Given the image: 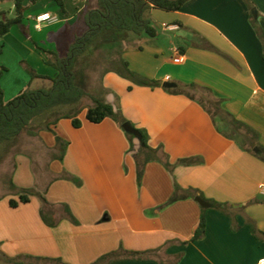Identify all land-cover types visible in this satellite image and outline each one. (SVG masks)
Listing matches in <instances>:
<instances>
[{
  "label": "crops",
  "instance_id": "obj_1",
  "mask_svg": "<svg viewBox=\"0 0 264 264\" xmlns=\"http://www.w3.org/2000/svg\"><path fill=\"white\" fill-rule=\"evenodd\" d=\"M63 1L66 13L52 0L28 4L23 27L14 26L0 37V66L8 69L0 81L6 102L28 87L41 89L51 83L32 80L25 65L39 77L54 78L57 70L48 64L47 52L66 55L75 36L84 31L81 14L89 0ZM8 3L2 2L0 11L12 16L14 5L8 9ZM251 3L253 7L245 0H192L176 12L154 9L150 18L155 37L131 35L116 48L95 51L161 83L156 88L134 85L116 68L105 70L97 84L84 79L92 96L111 104L137 130L147 131L149 146L161 148V160L144 166L139 183L135 153L140 140L134 137L131 151L126 132L113 119L89 122L90 98L72 114L80 128L62 117L52 122L51 131L40 130L45 159L34 155L31 146L19 148L21 134L0 149V252L26 263L25 257H35L96 264L120 252L122 259L113 264H264V162L225 136L226 124L214 121L199 98L162 86L173 82L207 89L236 120L257 132L264 147V46L256 30L264 33V0ZM45 13L57 22L37 29L36 17ZM178 53L185 58L182 64L174 62ZM57 137L66 143L62 159ZM187 158L201 162L175 165ZM188 190L198 193L188 196ZM22 191L36 194L29 203L12 208L10 201H18ZM175 196L179 199L167 205ZM197 197L211 206L203 207ZM42 198L54 227L43 221ZM210 201L228 204L226 213ZM203 214L205 236L192 241ZM125 252L147 255L126 258Z\"/></svg>",
  "mask_w": 264,
  "mask_h": 264
},
{
  "label": "trees",
  "instance_id": "obj_2",
  "mask_svg": "<svg viewBox=\"0 0 264 264\" xmlns=\"http://www.w3.org/2000/svg\"><path fill=\"white\" fill-rule=\"evenodd\" d=\"M4 1H11L14 5L13 15L10 16L8 11H0V37H4L10 33L14 26L23 27L25 13L28 10V4L35 5L40 0H0V4ZM57 3L62 13H66L65 3L63 0H53ZM192 0H89L86 10L82 12L84 18L85 29L82 33L75 36L66 55H61L55 52H47L51 59L48 64L57 70V75L54 78L39 77L35 70L30 66L25 65L31 79L43 78L51 81V87L32 89L28 87L18 96L9 102L5 101V92L0 82V149L3 146L15 142L18 137L25 131L29 130L32 123L42 117L56 114L58 110L66 107H76L81 104L85 98H90L93 105L88 108L87 120L93 124H100L104 120L110 118L117 122L121 127L128 121L124 118L120 111L107 103L104 99L92 96L85 87L84 73L79 72L78 66H81L88 59L87 54L93 53L100 49H112L118 47L120 43L128 39L129 36L155 37L157 34L156 28L152 23L150 14L152 10L157 9L165 12H176ZM249 7L254 5L251 0H245ZM257 34L260 37L264 46V33L260 28L256 27ZM1 51V50H0ZM90 57V56H89ZM82 61V62H81ZM116 71L123 78L131 81L134 85L146 86L151 88L161 87V83L155 80H149L133 72L129 64L123 60H116ZM8 69L0 66V81L2 76ZM133 87H129L132 90ZM199 87L195 84L178 86L176 88H165V90L174 94L185 95L192 100H196V96L190 91L198 90ZM205 90V89H204ZM206 91H208L206 89ZM200 104L209 112L215 121L217 117L226 124V130L222 133L230 139L241 142L243 147L251 152L254 156L264 162V147L259 143V135L250 127L236 120L222 106V100L214 99L210 103L214 106L217 113L214 115L207 108L202 100ZM63 117L72 120L75 128L81 127V122L77 115H64ZM58 120V119H57ZM48 123L44 129L51 131ZM142 134L140 141V150L135 153V160L138 168V182L140 183L143 177L144 166L156 160H161L159 157V149H153L149 146V135L146 130L138 129ZM130 143L131 151H135L133 144L134 136L126 133ZM57 148L60 150V159L63 158L66 149V143L57 137ZM258 149L256 152L255 149ZM166 156V160H167ZM201 162L199 158H187L179 160L175 165L193 166ZM165 165L171 169L174 166L166 161ZM67 180L74 181L79 184L80 181L69 174L63 176ZM188 196L195 197L197 190H188ZM34 191H22L18 201L11 200L12 208H17L21 204L30 202L31 196L35 195ZM187 197V196H186ZM178 196L173 197L167 204H172L178 200ZM43 209L41 216L43 221L49 226L54 227L56 221L46 215L44 208L49 204L46 199L42 198ZM213 207L219 211L226 213L228 204H221L210 201ZM66 212L71 220L76 223L69 209ZM207 221L203 214L199 225L194 231L192 241H199L204 238L206 233ZM126 258H142L146 253L125 252ZM28 263L21 259H9L0 252V262H8L12 264H63L61 260H51L45 258L25 257ZM122 259L120 252H114L102 257L96 264H113Z\"/></svg>",
  "mask_w": 264,
  "mask_h": 264
},
{
  "label": "rangeland",
  "instance_id": "obj_3",
  "mask_svg": "<svg viewBox=\"0 0 264 264\" xmlns=\"http://www.w3.org/2000/svg\"><path fill=\"white\" fill-rule=\"evenodd\" d=\"M53 2L57 5V3L55 1H53ZM12 4L13 3L11 1H9V3L7 4V8L9 9L12 6ZM86 58H90V61L89 60L85 61V63L82 66L80 64L77 68L79 70V72L84 73L86 81L90 80V81L94 82L95 84H97V82H99L100 75L105 70L116 68V65H115L116 58L113 56L109 57L108 55L105 54V56L102 57V55L100 56L98 52L93 51V53H91V54L88 53ZM50 86H51V83H45V85H43V87H45V88H48ZM190 92L192 94H194L197 98L202 100L205 103V105L207 106V108L209 110H211V112L214 115H216L217 111L214 108V106L210 103L214 99L212 98V96L207 91H205L203 89H198V90H194V91L192 90ZM89 101H90L89 98H85L82 101V103L76 107L62 108V109L58 110V112L56 114L45 116V117H42V118L35 120L32 123V125L30 126L29 130L22 133V135L20 137L21 146L19 148L21 149V147H22V149L25 150L31 146V151H33L34 155H36V153L38 152L39 156L40 157L42 156V159H45V157L43 156V153H42V152H45L43 150L44 146L42 145L41 140L39 138L40 130L44 129V127L48 123H52L53 121H57V119L62 118L64 115H72L74 113V111L82 109L87 103H89ZM217 119L220 120L219 117H217ZM9 164H10L9 165V169H10V167L13 165V162L11 161V162H9ZM9 172H8L7 176H9Z\"/></svg>",
  "mask_w": 264,
  "mask_h": 264
},
{
  "label": "water",
  "instance_id": "obj_4",
  "mask_svg": "<svg viewBox=\"0 0 264 264\" xmlns=\"http://www.w3.org/2000/svg\"><path fill=\"white\" fill-rule=\"evenodd\" d=\"M255 12V11H254ZM162 86L164 87V88H176L177 87V84H175V83H173V82H165V83H163L162 84ZM123 129H124V131L126 132V133H128L129 135H132V136H134L135 138H137L138 140H142V134L140 133V131L139 130H137L135 127H133L130 123H125V124H123ZM256 151H257V149H256ZM196 200H197V202H199L203 207H206V208H208V207H210L211 205L209 204V203H207V202H205L203 199H201L200 197H197L196 198Z\"/></svg>",
  "mask_w": 264,
  "mask_h": 264
},
{
  "label": "built area",
  "instance_id": "obj_5",
  "mask_svg": "<svg viewBox=\"0 0 264 264\" xmlns=\"http://www.w3.org/2000/svg\"><path fill=\"white\" fill-rule=\"evenodd\" d=\"M36 22H37L36 28L40 29L43 23H46V22H51V23L52 22H57V18L53 17L49 13H45V14L37 16L36 17ZM165 28L173 30L176 27L165 25ZM184 60H185V58H184V56L181 53H178L177 56L174 58V62L176 64H182L184 62Z\"/></svg>",
  "mask_w": 264,
  "mask_h": 264
}]
</instances>
